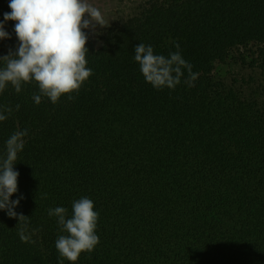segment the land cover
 Wrapping results in <instances>:
<instances>
[{
    "label": "trees",
    "instance_id": "trees-1",
    "mask_svg": "<svg viewBox=\"0 0 264 264\" xmlns=\"http://www.w3.org/2000/svg\"><path fill=\"white\" fill-rule=\"evenodd\" d=\"M10 11L0 0V21ZM15 23L0 56L18 45ZM140 42L164 56L179 44L190 71L174 88L154 86L133 59ZM250 43L264 45V0H153L100 47L87 41L93 74L71 98L35 104V81L0 92L12 109L0 157L28 131L11 199L23 198L15 217L0 211V264H70L48 210L70 216L80 197L99 211L100 241L76 264H264V101L212 75Z\"/></svg>",
    "mask_w": 264,
    "mask_h": 264
},
{
    "label": "clouds",
    "instance_id": "clouds-1",
    "mask_svg": "<svg viewBox=\"0 0 264 264\" xmlns=\"http://www.w3.org/2000/svg\"><path fill=\"white\" fill-rule=\"evenodd\" d=\"M8 7L11 11L4 13L0 21V41L11 38L5 30L6 22L16 21L13 30L18 45L14 51L0 56V92L11 85L19 93L25 83L35 81L39 90L32 97L35 104L41 102L42 96L53 104L63 96L71 98L93 74L87 67L88 35L84 30L105 26L101 10L91 0H8ZM175 47L177 51L164 56L155 53L150 44L140 42L135 46L133 59L146 81L168 88L180 83L182 69L190 71V65L183 59L179 44ZM11 111L0 108V122ZM27 135V129L12 133L0 157V211H6L10 217L17 215L14 209L23 198L11 199L18 192L19 172L14 165ZM94 207L92 199L80 197L72 202L70 216L63 206L48 210V216L56 218L62 233L55 240V248L70 264H76L82 253L94 251L99 244L100 214ZM20 239L26 240L23 231Z\"/></svg>",
    "mask_w": 264,
    "mask_h": 264
},
{
    "label": "rangeland",
    "instance_id": "rangeland-1",
    "mask_svg": "<svg viewBox=\"0 0 264 264\" xmlns=\"http://www.w3.org/2000/svg\"><path fill=\"white\" fill-rule=\"evenodd\" d=\"M153 0H91L98 7L105 21V26L84 30L88 41L100 47L103 37L111 27L121 25L128 18L140 15ZM212 75L215 79L232 85L242 95L264 101V45L250 43L233 49L224 62L214 65Z\"/></svg>",
    "mask_w": 264,
    "mask_h": 264
}]
</instances>
